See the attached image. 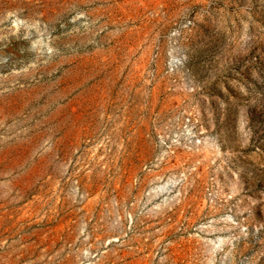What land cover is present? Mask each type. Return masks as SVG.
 Listing matches in <instances>:
<instances>
[{"label": "rangeland", "instance_id": "374dc122", "mask_svg": "<svg viewBox=\"0 0 264 264\" xmlns=\"http://www.w3.org/2000/svg\"><path fill=\"white\" fill-rule=\"evenodd\" d=\"M0 264H264V0H0Z\"/></svg>", "mask_w": 264, "mask_h": 264}]
</instances>
